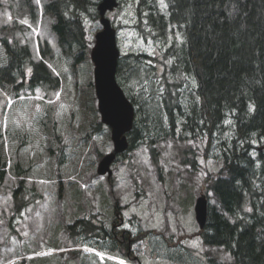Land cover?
<instances>
[{
    "label": "rangeland",
    "instance_id": "obj_1",
    "mask_svg": "<svg viewBox=\"0 0 264 264\" xmlns=\"http://www.w3.org/2000/svg\"><path fill=\"white\" fill-rule=\"evenodd\" d=\"M92 1L98 4L100 0ZM118 1L106 13L117 31L120 50L116 77L128 99L135 101L143 130L134 147L112 163L107 179L96 167L113 148L110 129L96 123L100 122L98 111L94 119L81 110L72 93L75 85L83 87L93 81L90 58L91 65L79 66L74 73L69 56L61 54L56 44L50 18L43 13L44 0H34L37 14L31 21L16 17L14 0H0V38L27 44L33 60L39 57L40 43L47 42L52 50L49 65L56 72L67 73L52 93L42 87L9 93L6 86L0 87V150L7 164L0 185V264H100L95 252L105 254L103 264H118L119 259L127 264H206L209 256L225 262L231 258L224 249L202 242L194 216L200 194L221 210L209 185L222 168L220 143L232 139L231 119L214 134L210 145L205 135L184 133L180 114L173 133L164 134L167 122L157 125L153 121L159 100L156 89L165 66L162 54L172 38L180 41L181 36H170L162 45L148 35L142 16L138 21V0ZM80 12L91 49L101 24ZM1 55L0 40V60ZM142 77H151V103L145 100L146 94L137 92ZM180 80L179 96L191 99L196 83L185 74ZM94 98L96 106L95 94ZM21 159L28 170L17 176L14 160ZM23 178L25 197L21 199L19 194L18 201L27 203L12 217V190ZM120 217L123 224L131 225L130 234H125L126 239H133L127 250L115 246L117 228L113 224ZM82 218L89 221L86 231L77 224L68 228Z\"/></svg>",
    "mask_w": 264,
    "mask_h": 264
},
{
    "label": "trees",
    "instance_id": "obj_2",
    "mask_svg": "<svg viewBox=\"0 0 264 264\" xmlns=\"http://www.w3.org/2000/svg\"><path fill=\"white\" fill-rule=\"evenodd\" d=\"M165 3L166 8L158 0H138L136 5L138 21L142 16L149 27L148 35L159 39L162 45L170 36H181L180 41L172 38L162 54L163 106L161 112L159 106L154 111L153 121L160 125L165 120L164 134H170L180 114L184 133L189 137L205 135L209 138L208 145L227 120L232 121V139L220 143L222 168L209 185L221 210L208 201L206 222L198 231L205 245L222 248L231 258L225 262L209 256L206 264H264V0H165ZM96 5L92 0L43 2V13L50 18L56 44L61 54L69 56L74 73L79 66L83 69L84 65H91L80 11L98 19ZM13 7L20 19L36 18L34 0H14ZM0 40V87L6 86L9 93H19L24 87H42L52 93L60 87L61 78L67 73L56 72L49 65L52 50L47 42L40 43L39 57L33 60L27 44ZM184 74L196 83L195 95L189 100L178 93ZM75 87L73 97L81 110L96 119L93 81ZM249 105L254 106V112L249 111ZM96 123L101 124L98 120ZM141 124L138 109L127 133V150L141 137ZM5 165L0 150V185ZM13 170L21 176L26 175L28 167L23 159L14 160ZM23 183L24 178L12 190V217L27 203L18 201L19 194L21 199L25 197H22ZM88 222V218L77 219L68 228L77 224L85 226L86 231ZM9 228H13L11 223ZM119 247L127 250V240Z\"/></svg>",
    "mask_w": 264,
    "mask_h": 264
},
{
    "label": "water",
    "instance_id": "obj_3",
    "mask_svg": "<svg viewBox=\"0 0 264 264\" xmlns=\"http://www.w3.org/2000/svg\"><path fill=\"white\" fill-rule=\"evenodd\" d=\"M117 6V0H100L97 12L101 29L95 34V41L90 50L93 63V84L97 98V109L101 121L111 129L112 151L106 153L98 163L97 173L112 174L111 164L116 154L128 147L126 132L132 127L134 107L126 97L116 80L119 49L116 44V30L106 12ZM208 200L200 194L194 204V216L200 228H203L207 217Z\"/></svg>",
    "mask_w": 264,
    "mask_h": 264
},
{
    "label": "snow or ice",
    "instance_id": "obj_4",
    "mask_svg": "<svg viewBox=\"0 0 264 264\" xmlns=\"http://www.w3.org/2000/svg\"><path fill=\"white\" fill-rule=\"evenodd\" d=\"M159 3L161 4V5H163L165 8L167 7V4L165 3V0H159ZM147 15V13H145V16ZM229 15H231V13H229ZM145 23H147V21H145ZM152 41H149V43H151ZM155 53L153 52V53H150V55H154ZM149 63H151V62H149ZM167 63H171V61H167ZM162 70V69H161ZM29 72L31 71V69H29L28 70ZM141 72H145L146 70L145 69H141L140 70ZM187 78V77H186ZM142 80H143V83L141 84V83H139V82H137L138 83V88H137V92H138V94L140 93V92H143L144 94H146L145 95V100L148 102V103H151V100H152V96H151V94H150V91H149V82H150V79H151V77H148V78H141ZM193 84L195 85V81H194V79H193ZM156 92L158 93V95H159V97H160V99L157 101V106H159L160 104H162L163 103V93H164V86L161 84L157 89H156ZM57 95H59V93H57ZM197 101H199V97H197ZM249 111L250 112H254L255 111V108H254V106L253 105H249ZM201 123H203V121H201ZM229 123H231V121H229ZM205 175H207L206 173H205ZM248 211H251V209H248ZM121 227L122 228H125V229H131V225L130 224H122L121 225ZM134 250H136L135 249V247H134ZM88 251H94V250H92V249H88ZM95 255L97 256V257H99V261H100V264H103V262H104V260L106 259V257H105V254L103 253V252H95ZM142 255V254H141ZM107 259H114V258H112V257H107ZM118 264H127V261H125L124 259H119L118 260Z\"/></svg>",
    "mask_w": 264,
    "mask_h": 264
},
{
    "label": "flooded vegetation",
    "instance_id": "obj_5",
    "mask_svg": "<svg viewBox=\"0 0 264 264\" xmlns=\"http://www.w3.org/2000/svg\"><path fill=\"white\" fill-rule=\"evenodd\" d=\"M117 216V215H116ZM124 223V220H123V217H120L119 218V221L118 222H115L114 220V224H113V227L114 228H117V230H114L115 232L113 233L114 235V238L116 239V243H115V246H118L119 247V244H123L124 240H127V243H128V248L131 246L132 244V238H128L126 239L125 237V234L128 233L130 234V231L127 230V229H121V225ZM109 235V234H108Z\"/></svg>",
    "mask_w": 264,
    "mask_h": 264
}]
</instances>
